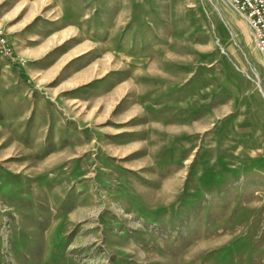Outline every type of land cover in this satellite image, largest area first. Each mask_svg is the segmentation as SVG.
I'll return each mask as SVG.
<instances>
[{"label":"rangeland","instance_id":"1","mask_svg":"<svg viewBox=\"0 0 264 264\" xmlns=\"http://www.w3.org/2000/svg\"><path fill=\"white\" fill-rule=\"evenodd\" d=\"M22 1L0 5V264H264V56L231 0H55L111 69L56 98L10 65Z\"/></svg>","mask_w":264,"mask_h":264},{"label":"crops","instance_id":"2","mask_svg":"<svg viewBox=\"0 0 264 264\" xmlns=\"http://www.w3.org/2000/svg\"><path fill=\"white\" fill-rule=\"evenodd\" d=\"M4 1L0 0V5ZM54 1L23 0L17 4L16 12L26 15L17 27L10 28L19 33L14 44L25 61L24 80L36 81L34 88L42 89L51 98L89 86L97 78L105 80L111 71L104 69V59L94 52V42L80 39L77 32L70 30L63 10L53 15V11L58 12Z\"/></svg>","mask_w":264,"mask_h":264},{"label":"built area","instance_id":"3","mask_svg":"<svg viewBox=\"0 0 264 264\" xmlns=\"http://www.w3.org/2000/svg\"><path fill=\"white\" fill-rule=\"evenodd\" d=\"M235 12L251 29L255 44L264 56V0H231ZM12 50L7 39L0 34V56L11 58Z\"/></svg>","mask_w":264,"mask_h":264},{"label":"trees","instance_id":"4","mask_svg":"<svg viewBox=\"0 0 264 264\" xmlns=\"http://www.w3.org/2000/svg\"><path fill=\"white\" fill-rule=\"evenodd\" d=\"M10 65L17 71V73L24 79L23 71L21 70V66L19 63L10 62Z\"/></svg>","mask_w":264,"mask_h":264},{"label":"bare ground","instance_id":"5","mask_svg":"<svg viewBox=\"0 0 264 264\" xmlns=\"http://www.w3.org/2000/svg\"><path fill=\"white\" fill-rule=\"evenodd\" d=\"M261 91V90H260Z\"/></svg>","mask_w":264,"mask_h":264}]
</instances>
